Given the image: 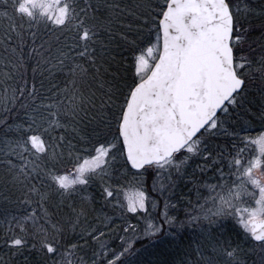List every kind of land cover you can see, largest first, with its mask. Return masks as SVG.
Segmentation results:
<instances>
[{"label":"snow or ice","instance_id":"snow-or-ice-1","mask_svg":"<svg viewBox=\"0 0 264 264\" xmlns=\"http://www.w3.org/2000/svg\"><path fill=\"white\" fill-rule=\"evenodd\" d=\"M257 3L0 0V264H264Z\"/></svg>","mask_w":264,"mask_h":264},{"label":"trees","instance_id":"trees-1","mask_svg":"<svg viewBox=\"0 0 264 264\" xmlns=\"http://www.w3.org/2000/svg\"><path fill=\"white\" fill-rule=\"evenodd\" d=\"M253 3H257V0H253ZM258 6V3H257ZM119 240L116 241V244H119ZM135 248L140 249V254L137 256L138 262H143V264H152L160 257L161 251L164 249L165 245L163 242L159 241H150L148 239H139L135 241Z\"/></svg>","mask_w":264,"mask_h":264},{"label":"rangeland","instance_id":"rangeland-1","mask_svg":"<svg viewBox=\"0 0 264 264\" xmlns=\"http://www.w3.org/2000/svg\"><path fill=\"white\" fill-rule=\"evenodd\" d=\"M137 241V240H136Z\"/></svg>","mask_w":264,"mask_h":264}]
</instances>
